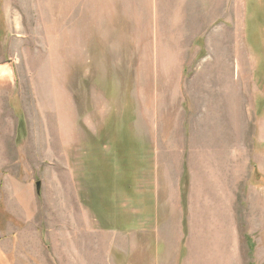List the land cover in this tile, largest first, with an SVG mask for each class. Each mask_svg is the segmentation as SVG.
Wrapping results in <instances>:
<instances>
[{"label": "rangeland", "instance_id": "1", "mask_svg": "<svg viewBox=\"0 0 264 264\" xmlns=\"http://www.w3.org/2000/svg\"><path fill=\"white\" fill-rule=\"evenodd\" d=\"M7 64L0 264H58L77 198L113 264H264V0H0Z\"/></svg>", "mask_w": 264, "mask_h": 264}, {"label": "crops", "instance_id": "2", "mask_svg": "<svg viewBox=\"0 0 264 264\" xmlns=\"http://www.w3.org/2000/svg\"><path fill=\"white\" fill-rule=\"evenodd\" d=\"M182 64L181 67L187 65L186 62V58L182 59ZM184 73H183V68L178 71L177 75H176V82L175 85L177 86V88H179L182 83H184ZM178 91V89H177ZM185 93L184 91H180V94ZM74 129V128H72ZM77 129V128H76ZM75 129V130H76ZM63 133V131L61 132ZM78 133V130H77ZM49 134H53L52 130L49 131ZM63 136H61L62 138ZM63 144L64 142L62 141V139L60 140ZM50 142H52V138L50 140ZM179 168V166H178ZM178 172V169H177ZM175 173V172H174ZM178 174V178L177 181L172 183L171 186H169L170 190H171V195L169 194L168 196V200L167 203H164L163 206L160 208V212L161 215L164 216H168V220H166V224H163L162 228L165 230L164 235L160 234L157 232V236L159 237V241H162L164 243V246L167 244L172 245V247L174 246V244H172V240H170L168 237L165 236L166 232L171 234L172 233V229H173V224L170 223V220L173 219L175 212H176V203L178 202V194H179V186H180V174ZM36 180L35 178H33V184H36ZM32 200H34L35 202V193H32ZM77 205H80V208L78 209V214L76 216V227L77 229H73L71 228L73 231H75L76 236L75 237H71L68 235L67 233L64 234L66 239L64 241L63 239V235L61 232V245L59 247L58 246V233L56 235L53 234V232L51 230L54 229H50V228H46L45 229V239L47 241L46 243V247H48V245H51L53 248L56 246L57 248L55 249V251L51 252L47 251V257L50 258L51 257V261L52 256L55 255L56 260L58 259V264H113L111 258L109 259V255H110V251L113 247L117 246L120 247L122 249H126L131 247V241L129 239V241H127L126 243L122 244V241H118V234L115 233V235H111V237L113 238H109L107 235L105 236V231H102L100 229L95 228L94 226H92L90 224V220H89V215H87L85 212H81L84 211V209L82 208L83 205L82 203H80V200L77 198ZM23 214H22V218H23V222H27L30 220L29 214L26 211L23 210ZM154 215H156V212H154ZM44 216V215H43ZM154 220V222H156V219H152ZM62 229V227H61ZM38 230V229H37ZM56 230V229H55ZM162 230V229H161ZM24 231V232H21ZM27 231H30L29 228L24 229V230H18V232L20 233V240L22 241H30L31 238V234H28ZM17 232V231H16ZM15 232V233H16ZM14 233V237H16V239L18 238V235L16 234L15 236ZM68 233L70 234V231H68ZM35 240H36V246L38 245L39 247L41 246L42 250H43V245H42V231L39 230V232L37 231L36 235H35ZM70 240H71V245H73V247L75 246V250L74 249H68L67 246V242L69 241V245H70ZM73 241L75 243H73ZM28 243V242H27ZM48 244V245H47ZM15 249H14V253L16 254V256L20 255V244L15 245ZM104 249V250H103ZM103 250V251H102ZM72 252V254H71ZM73 252H75L73 254ZM105 255L107 257V259L105 258ZM72 257V261H70V258ZM160 259V260H159ZM159 260V262H158ZM153 264H161V257L158 258L156 257L155 262H153Z\"/></svg>", "mask_w": 264, "mask_h": 264}, {"label": "water", "instance_id": "3", "mask_svg": "<svg viewBox=\"0 0 264 264\" xmlns=\"http://www.w3.org/2000/svg\"><path fill=\"white\" fill-rule=\"evenodd\" d=\"M0 73L8 74L11 79L13 78V70L10 64L0 66ZM37 188H38V184H37Z\"/></svg>", "mask_w": 264, "mask_h": 264}]
</instances>
